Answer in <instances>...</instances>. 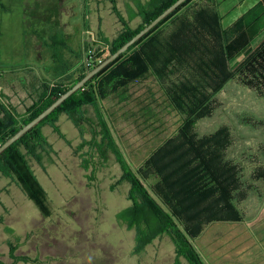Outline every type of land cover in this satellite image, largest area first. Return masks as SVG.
Segmentation results:
<instances>
[{
    "label": "rangeland",
    "instance_id": "obj_1",
    "mask_svg": "<svg viewBox=\"0 0 264 264\" xmlns=\"http://www.w3.org/2000/svg\"><path fill=\"white\" fill-rule=\"evenodd\" d=\"M193 1L191 8L212 4ZM256 1H220L218 9L224 28L230 27ZM22 2L0 0V104L16 112L23 110L17 117L18 124L27 116V107L40 96L35 95L36 86L42 91L44 84L65 83L76 75L72 70L60 79L53 77L54 71L47 69L52 57L47 55L45 60L36 57L38 52L45 55L38 36L46 37L52 30L49 26L43 32L42 24L37 27L32 20L45 19L50 24L49 13L57 5L63 8L59 21L64 24L62 29L72 35L71 43L67 42L66 46L76 65L80 59L77 26L83 23V37L89 30L96 38L92 43L83 39L80 51L83 56L87 48L93 49L96 56L106 53L122 29L113 7L124 22L135 28L141 22L138 5L146 0H26V17ZM24 25L28 28L25 34ZM36 28L37 35L30 33ZM262 35L264 31L259 37ZM19 64L14 69L21 71L27 80L22 78L24 83L16 81L13 86H5V78L9 77H4V72ZM169 70L176 72L169 73L164 81L148 75L102 103V112L119 149L133 166L142 162L161 141L172 137L181 121L164 89L169 91L172 82L183 75L180 68L177 71L169 65ZM261 74H264V62L259 58L230 77L213 94L191 131L203 157L213 164L212 170L232 172L236 180L231 195L239 219L213 220L192 240L205 264H264V77ZM56 125L65 139L44 125L40 157H29L30 169L46 193L49 215L41 214L13 177L0 174V264H187L186 257L177 254L167 233L134 250V230L117 217L131 203L126 198L128 184H116L121 175L119 164L110 154L97 170L95 179L88 181L75 149L81 140L80 130L63 113L57 115ZM82 136L88 139L90 134L83 131ZM193 156L192 153L188 157Z\"/></svg>",
    "mask_w": 264,
    "mask_h": 264
},
{
    "label": "trees",
    "instance_id": "obj_2",
    "mask_svg": "<svg viewBox=\"0 0 264 264\" xmlns=\"http://www.w3.org/2000/svg\"><path fill=\"white\" fill-rule=\"evenodd\" d=\"M174 1L146 0L138 5L141 22L135 28L124 22L113 7L122 29L106 53L103 51L88 61L84 54L83 70L74 77L65 83L44 84L38 100L27 107L28 114L21 124L17 123L18 112L0 104V144ZM205 1L212 4L191 8L195 1L182 2L0 153V174L13 177L42 215H49L50 209L46 193L30 169L29 157H40L39 142L43 139L44 125L64 138L56 125L57 115L63 113L80 130L81 140L75 149L88 181L95 179L97 170L110 154L119 164L121 175L116 184H128L126 198L131 203L117 217L128 229L134 230V250L167 233L177 254L184 255L187 264H205L192 240L213 220L239 219L231 195L236 180L232 172L223 174L212 170L213 164L205 160L191 131L213 94L230 77L259 58L264 62V35L259 37L264 31V0H257L228 28L222 25L218 9L222 0ZM231 62H234L232 66ZM169 65L177 71L180 68L183 75L172 82L169 91L163 88L181 121L172 137L161 141L142 162L133 166L119 149L102 112V103L148 75L164 81L169 73L176 72H171ZM83 131L90 134L88 139L82 136ZM192 153L194 156L188 157Z\"/></svg>",
    "mask_w": 264,
    "mask_h": 264
},
{
    "label": "crops",
    "instance_id": "obj_3",
    "mask_svg": "<svg viewBox=\"0 0 264 264\" xmlns=\"http://www.w3.org/2000/svg\"><path fill=\"white\" fill-rule=\"evenodd\" d=\"M24 3H26V0H24ZM24 3L22 2L21 6H23L24 8H21V9L23 11V16L26 17L28 8L26 7L27 4H24ZM58 7L59 6L57 5L56 9L51 11V13H49L50 14V24L45 19H44V21L41 19L38 22L35 20H32V21L35 25H37V27H38V25L42 24L41 26L43 28V32H47L49 26H50V29L52 30V32L50 34H47L46 37L42 36V38H41L40 36H38L41 44L43 43L41 45V49L44 50L45 55H43V53H41V52H38L35 55L38 59H41V60H45L47 58V55L52 57V59H53L52 64L47 66V69H48V67H50V69H49V70H51L50 72L54 71L52 76L60 79V78L64 77L65 74L69 71L73 70V73H72L73 75L77 74L80 71V67H82L83 61H84V56L80 52L81 48H82L81 45H82L84 37L82 36L83 35L82 34L83 23H82L81 26H77V30L79 32V39H80L79 40L80 43L78 45V50L80 53L79 54L80 59H78V63L75 65L74 60H72V56L67 51V46H66L67 42L71 43V36L72 35H71V33H66V30L62 29L64 27V24H63V26L61 25V23L59 21V15H60L61 9H63V8L62 7L58 8ZM3 9L5 10L6 7H4ZM84 10L88 14L89 10H88L87 5L84 6ZM40 12H41V10H40ZM46 14H43V15H46ZM87 14H84V15L86 16ZM85 22H87V19ZM70 25H71V27L74 26L71 21H70ZM26 26H27V24H26ZM26 26L24 25L25 29L23 30V34H25L28 30V28ZM70 31H71V28H70ZM30 33L37 35L38 29L37 28L31 29ZM41 39L43 42L41 41ZM23 44L25 45L26 42L25 43L23 42ZM48 52H50V54H47ZM21 64H24V63H21ZM21 64L15 65V66L11 67L8 71L4 72L5 74H3V76L5 75V76L9 77L8 80L6 79L7 77L5 78V80H6V82L4 81L5 86H7V85L13 86L14 82H16V81L24 83L22 78L27 80V77L21 71H19V70L16 71V69H14V68L20 66ZM66 64L68 66H66ZM34 89H35V95H37V94L39 95L41 90H39L38 86H36ZM27 106H25V107H27ZM22 111H20L18 113H21Z\"/></svg>",
    "mask_w": 264,
    "mask_h": 264
},
{
    "label": "water",
    "instance_id": "obj_4",
    "mask_svg": "<svg viewBox=\"0 0 264 264\" xmlns=\"http://www.w3.org/2000/svg\"><path fill=\"white\" fill-rule=\"evenodd\" d=\"M185 0H175L172 4L166 7L160 14H158L154 19L142 27L138 32L133 34L127 41L120 45L114 52L109 54L101 62L91 69H88L85 74L76 81L71 87L66 89L62 94H60L53 102H51L47 107H45L40 113L33 117L28 122L21 125L18 130L8 137L3 143L0 144V153H2L8 146L14 143L23 134L33 128L42 119L49 115L56 107H58L67 97L80 89L89 79H91L96 73L102 70L110 62L115 60L120 54L125 52L132 44H134L138 39H140L144 34H146L150 29H152L158 22H160L169 13L175 10L182 2Z\"/></svg>",
    "mask_w": 264,
    "mask_h": 264
},
{
    "label": "built area",
    "instance_id": "obj_5",
    "mask_svg": "<svg viewBox=\"0 0 264 264\" xmlns=\"http://www.w3.org/2000/svg\"><path fill=\"white\" fill-rule=\"evenodd\" d=\"M85 33V38H84V41L85 42H87V43H92L93 41H96L95 39V36L93 35V33L91 32V31H89V30H87V31H85L84 32ZM85 55L87 56L86 57V61H88L89 60V58H91V57H95L94 55H95V53H94V51H93V49H91V48H87L86 50H85Z\"/></svg>",
    "mask_w": 264,
    "mask_h": 264
}]
</instances>
